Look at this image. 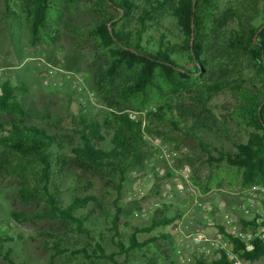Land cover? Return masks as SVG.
I'll use <instances>...</instances> for the list:
<instances>
[{
    "label": "rangeland",
    "instance_id": "obj_1",
    "mask_svg": "<svg viewBox=\"0 0 264 264\" xmlns=\"http://www.w3.org/2000/svg\"><path fill=\"white\" fill-rule=\"evenodd\" d=\"M22 1L0 0V82L7 78L12 83L24 82L28 93L20 98L27 108L38 114V119H21L1 113L0 122L6 126L11 123L37 125L55 135L62 149L55 151L58 154L53 158L48 185L56 191L59 203H67L74 195H94L98 201L97 204L88 203L84 210L89 214L85 225L90 236L79 233L73 225L60 219L38 218L47 208L43 196L38 194L36 200L25 204L19 199L18 189L24 177L36 183L33 172L39 171V167L33 169L34 163L18 159L8 149L0 147V231L13 238L0 255L10 248L11 256L17 262L27 264H109L103 259L91 262L81 250L94 246V241H97L107 254L117 253L114 241L120 240L128 245L133 227L147 226L155 204L165 203L164 213L174 215L179 211L181 218L151 235L167 232L171 235V243L157 241L144 250L130 252L126 257L116 255L115 258L119 264H148V256L156 264H178L176 253L179 249L194 251L189 235L197 232L213 235L218 230L213 223L223 226L226 217L232 221L231 230L241 229V221L251 220L255 214L264 217V197L248 195L246 192L250 188L245 191L235 188L234 171L225 162L220 170L210 167L206 154L198 145L201 141L211 149L233 152L235 144L247 139V130L234 112L244 94H255L257 89H261V79L254 62L240 49L237 40L230 38L233 31L260 23L264 0H218V9L209 23L210 30L205 40V56L209 65L187 87V91L179 94L164 91L151 104L155 107L163 100L171 99L184 117V120H179L180 130L173 131L166 124H156L162 134L144 137L154 149L143 152L126 169L120 191L115 167H94L70 153V149L80 142L74 129L81 119L101 121L104 115L114 111L118 104V88L129 79V74L123 69L111 81L105 80L102 74L107 65V55L100 53L91 39L85 40L87 30L105 15L104 8L99 7L96 0H53L58 8V12L49 14L50 24L55 29L54 37L32 41L29 31L31 15ZM132 1L139 7L137 16L141 13L143 0ZM166 9L167 6L147 20L150 28L143 37V44L154 47L160 35H164V40L177 45L174 49L182 54L184 33ZM180 60L182 65L190 67L186 58ZM58 72L80 75L81 90L72 86L73 80L56 86L57 80L61 81L55 78ZM204 83H221L223 89L206 102ZM149 107L123 111L132 109L140 114ZM104 145L107 147L108 143L104 142ZM159 146L168 149V156L162 162L155 160ZM212 153L218 156V153ZM183 167L188 172H180ZM208 176L215 180L211 182L210 190L203 194L193 182L196 180L203 185ZM139 191L144 195L135 196ZM195 195L209 203L208 211L186 212L184 205ZM116 204L122 211L117 226L120 238L115 236L116 230L110 220L117 211ZM241 206H245L246 212L240 210ZM217 207L221 209L218 211ZM14 212L24 218H14ZM211 215L213 222L203 219ZM149 235L139 234V242ZM55 244L65 252L55 256ZM147 249H151L152 254H147ZM215 254L216 251H211L203 257L210 260L216 257ZM0 264H6L1 257ZM242 264H264V256L255 262L242 261Z\"/></svg>",
    "mask_w": 264,
    "mask_h": 264
},
{
    "label": "trees",
    "instance_id": "obj_2",
    "mask_svg": "<svg viewBox=\"0 0 264 264\" xmlns=\"http://www.w3.org/2000/svg\"><path fill=\"white\" fill-rule=\"evenodd\" d=\"M96 1L99 7L104 8L105 15L87 30L85 40L91 39L95 48L107 55V65L102 74L105 80L111 81L123 69L129 74V79L118 88V104L114 111L104 115L101 121L81 119L80 124L74 129L80 142L70 149V153L94 167H115L118 170V191H120L126 169L133 165L143 152L154 149L144 137L162 134L156 124H166L169 129L178 131L179 120H184L171 99L163 100L155 106L154 111H147L143 115L130 116V112L135 113V111L132 109L123 111V109H143L151 106L155 97L163 95L164 91L179 94L188 90L187 87L209 65L205 56V40L210 30L209 23L215 18L218 9V0H143L141 13L137 16L135 14L139 7L132 0ZM21 4L26 6L31 15L29 22L31 40L40 37L53 38L55 29L50 24L49 14L52 11L58 12L53 0H23ZM166 6L168 7L166 11L175 18L184 33L182 54L174 49L177 45L164 40V35H160V40L154 47L143 44V37L150 28L147 20H151L153 15L163 11ZM260 18V23L248 24L239 31H233L230 38L237 40L240 49L254 62L257 75L261 79V89H257L255 94H244L234 112L243 128L247 130V139L235 144L233 152H220L198 141L201 151L206 154L209 166L220 170L222 163L225 162L234 171L233 182L237 186L235 188L241 191L253 186L264 187V13ZM184 58L190 67L181 64L180 59ZM203 88L204 101L207 102L222 91L223 85L204 83ZM26 93L28 89L22 81L12 83L11 79L7 78L0 82V114L6 113L21 119L37 120L38 114L27 108L20 98ZM197 101L200 102V99ZM104 142L108 143L107 147ZM0 147L8 149L18 159L34 163L33 169L35 167L40 169L33 172V179H37L36 183L31 182L28 177H24L20 183L18 195L22 203L27 204L36 200L38 194H41L47 208L42 215H38V218L60 219L73 225L79 233L90 236L85 225L89 220V214L84 210L88 203L97 204V197L74 195L67 203H59L56 199V191L51 190L48 185L53 158L58 154L55 151L62 149L55 135L37 125L11 123L6 126L0 122ZM212 152L218 153V156L216 157ZM214 180V177L208 176L203 185L196 180L193 183L205 194L210 190L211 182ZM262 207L264 212V200ZM166 208L165 203L155 204L150 223L147 226L133 227L128 245L120 240L114 241L117 253L107 254L102 244L97 241H94V246L82 249L81 253L91 262L103 259L109 264H119L116 255L129 256L130 252L144 250L157 241L171 243V235L167 232L161 231L151 235L153 231L164 229L181 218L182 213L179 211L174 215L164 213ZM116 210L110 220L112 228L116 230L115 236L120 238L117 226L122 211L118 205ZM12 216L18 219L24 218L15 212ZM213 224L231 252L241 261L255 262L264 256V217L260 214H255L251 220L241 221V230L259 233V237L252 238L247 243L226 232L222 225L215 222ZM139 234L150 235L143 242H139ZM12 241L13 238L7 232L0 231L1 252L4 246ZM53 250L55 256L65 252L59 244H55ZM89 250L90 254H88ZM151 251L147 249V254H152ZM214 251H216L215 258L207 260L203 256H194L191 264H232L224 250L217 248ZM11 254L12 249L8 248L0 257L6 264H27L17 262ZM148 258L150 260L148 264H156L150 256Z\"/></svg>",
    "mask_w": 264,
    "mask_h": 264
},
{
    "label": "built area",
    "instance_id": "obj_3",
    "mask_svg": "<svg viewBox=\"0 0 264 264\" xmlns=\"http://www.w3.org/2000/svg\"><path fill=\"white\" fill-rule=\"evenodd\" d=\"M51 75H53V71H50ZM56 73V72H55ZM2 75V71L0 69V77ZM56 79H61V81L57 80V83H55L56 86H63L65 83L72 81V86L74 88L80 89L81 84H82V78L80 75H69L68 73L64 72H58V76L55 77ZM48 84V82H46ZM81 90V89H80ZM155 107L150 106L148 109H145L142 111L140 114H145L147 111H154ZM137 113H132L130 112V116H133ZM168 149L165 146H159L158 151L156 154V161L157 162H162L164 161L167 156H168ZM154 163H152L153 165ZM159 170V169H155ZM180 172L186 173L188 172V169L186 167H183L180 169ZM248 195H256L259 194L264 197V187L261 186H253L248 191L246 192ZM143 192H137L135 196H143ZM187 208L186 212H189L190 210H198L201 212H206L209 210V203L200 199L198 196H193L190 201H188L187 204L184 205ZM218 211L221 209L220 207H217ZM240 210L246 212L245 206H241ZM207 222H213V216H204L203 218ZM231 220L228 219L227 217L225 218L224 221V228L226 232L231 233L233 236L241 239L244 242H248L252 238L259 237V233L257 232H252L250 230L248 231H243L241 229L237 230H231ZM189 237V243L192 247H194V251L187 252L183 249H179L176 253V260L178 264H191L194 261V256L198 255H206L211 251H214L217 248H220L225 251L226 255L229 257V259L232 261V264H242V261L235 256L232 252L230 247L227 245V243L223 240V236L218 233L209 235L203 232H197L194 234H191L188 236Z\"/></svg>",
    "mask_w": 264,
    "mask_h": 264
}]
</instances>
